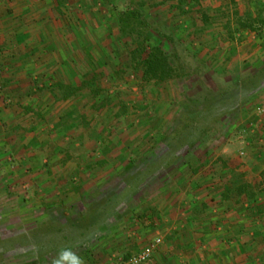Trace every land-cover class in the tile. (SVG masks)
Returning a JSON list of instances; mask_svg holds the SVG:
<instances>
[{
    "label": "rangeland",
    "instance_id": "1",
    "mask_svg": "<svg viewBox=\"0 0 264 264\" xmlns=\"http://www.w3.org/2000/svg\"><path fill=\"white\" fill-rule=\"evenodd\" d=\"M134 1L155 28L174 36L186 76L159 83L142 81L129 56L133 46L126 47L120 32L117 14L122 5L118 0H63L60 7L71 6L64 13L69 20L86 16L96 37L100 35L97 42L89 41L75 54L80 65L73 61L78 71V77H72L73 85L80 86L84 81L89 84L69 100L61 99L59 90L53 92L52 97L62 103L44 113L46 108L42 106L18 108L42 122L53 115L61 120L74 111L73 117L59 123L57 132L61 135L57 140H52L57 133L46 121L39 134L45 139L29 140L27 144L23 137L36 126L22 119L23 124L12 127V138L8 139L2 138L5 124L0 123V237L33 230L46 220L44 204L63 201L76 210L83 194L104 178L114 176L130 158L146 154L162 138L172 126L176 100L183 94L194 97L205 87L231 89L264 61V27L257 32L236 29L237 20L247 14L255 16L259 6L264 7V0H200L201 8L213 19L206 27L200 15L179 13L177 0ZM59 15L67 26V17ZM227 22L232 32L226 30ZM70 28L66 29L71 32ZM155 41L153 35L150 44ZM44 96L47 98V93ZM259 99L242 112L237 127L225 143L211 151L197 175L170 171L150 182L139 195L142 200L122 213L113 232L96 244L95 261L88 264H125L156 240L160 243L152 261L146 264H154L169 242L166 247L172 248L170 253L176 254L179 249L172 264L182 256L191 263L181 264H264V220L255 217L248 204L237 205V196L232 195V201L227 202L221 198L225 189L247 182L255 190L256 203L264 206V170L258 165L263 158L254 156L258 164L250 162L249 170H245L248 152L260 149L261 145L255 144L259 140L264 142V134L257 133L260 123L253 115ZM255 126L257 131L252 133L250 128ZM97 132L100 134L95 137ZM106 146L112 147L104 154ZM41 151L44 154H36ZM58 153L62 158L53 161ZM69 162L75 169L64 168ZM193 205L195 221L188 217ZM209 244L211 250L203 249ZM126 256L130 257L125 261ZM18 260L8 264L28 261L30 256Z\"/></svg>",
    "mask_w": 264,
    "mask_h": 264
},
{
    "label": "trees",
    "instance_id": "2",
    "mask_svg": "<svg viewBox=\"0 0 264 264\" xmlns=\"http://www.w3.org/2000/svg\"><path fill=\"white\" fill-rule=\"evenodd\" d=\"M118 1L122 5L117 14L120 32L126 47L133 46L129 56L134 67L141 72L142 81L159 83L183 79L186 74L174 36L155 28L134 0ZM62 2L57 0L58 5ZM200 4V0H177L176 8L183 15H200L203 27H206L213 19ZM225 25L226 30L232 32L230 22ZM236 25V29L261 30L264 27V7L259 6L255 16L247 14L238 19ZM153 35L156 41L151 45ZM88 84V81L80 86L59 82L56 87L60 98L69 100ZM263 92L264 61L258 69L239 78L231 89L205 87L194 97L183 94L176 100L172 126L162 138L146 154L130 158L114 176L104 178L91 192L83 194L76 210L75 206L63 201L44 204L42 209L46 220L33 230L0 237V264L24 256H30V260L17 264L93 263L96 244L113 232L122 213L142 200L139 195L147 185L170 171L197 175L207 156L227 141L242 112L252 107ZM74 113L68 112L60 123H65ZM99 134L97 132L95 137ZM110 150V146L103 148L104 154ZM232 195L238 197L237 205L248 204L251 213L264 220V206L256 203L251 184L241 182L225 189L222 201H232ZM201 206L206 208L205 204ZM195 208L193 205L188 211L191 221L196 220ZM129 257L126 256L125 261Z\"/></svg>",
    "mask_w": 264,
    "mask_h": 264
},
{
    "label": "crops",
    "instance_id": "3",
    "mask_svg": "<svg viewBox=\"0 0 264 264\" xmlns=\"http://www.w3.org/2000/svg\"><path fill=\"white\" fill-rule=\"evenodd\" d=\"M85 9L84 7L82 10ZM66 10L70 11L71 6L67 4L66 7H60L57 0H0V123L1 125L5 124V126L2 125V129L5 130L2 138L5 136L9 137L8 139L12 138L10 136L13 133L12 127L15 128L17 123L23 124L22 119L28 125L37 127V129L33 128L34 131L30 134L25 137L22 136L25 138L23 141L25 144L29 140L36 139L41 142L45 139L44 135H39L44 130L41 128L46 126L45 121L50 124L49 127L52 132L57 133L55 137H52L54 138L52 140H57L61 135L57 132L61 122L60 118H57L58 116L53 115L51 118L47 116L46 120L42 122L41 119L36 120L32 114H26L18 108L34 109L42 106L43 109L46 108L43 113L51 107L58 108L62 102L52 97L53 92H58L56 84L59 82L66 85L74 84L72 77H78V71L75 69L73 61L80 65L75 54L84 48V44L89 43V41H96L100 37V35L96 37V31L91 29L94 26H90L86 16L82 18L81 15L76 21L73 18L71 21L68 15H64ZM59 14H62L64 18L67 17V26L59 19L61 18ZM67 27H71L70 30L72 31L69 32ZM45 93H47V98L44 96ZM50 97L52 98L49 99V102L43 104ZM259 98V106L264 107V94ZM68 102L71 103V101ZM253 115L256 116V122H259L260 126L258 131L256 130L257 126L250 128L251 132L254 133L256 130L257 133L264 134V116H258L256 111ZM65 139L68 140L69 138L66 137ZM55 143L59 144L57 141ZM258 143L255 144L261 145L260 149H251V153L248 152V156L245 158L246 171L249 170L250 162L257 163L254 162V156L257 155L264 161V142L259 140ZM247 144L251 145L249 142ZM36 154L40 155L44 152L41 151ZM62 156L63 154H56L53 161L61 159ZM32 163L38 164L37 162ZM258 165L261 171L264 170V162H259ZM64 168L75 169V164L69 162ZM175 229L179 230V228ZM180 234L181 231L177 235ZM214 241L211 240L213 245H218ZM169 243H165L164 247L162 246L164 252L160 253L161 260H159L160 254H158L154 264H172L170 261L174 255L179 254V249L175 251L176 254L170 253L169 250L172 248L166 247H169ZM211 247L213 246L210 244L209 246L204 245L203 249L211 250ZM261 257H264L263 252H261ZM177 259L179 261L173 262V264L191 263L186 256ZM243 264H251V262Z\"/></svg>",
    "mask_w": 264,
    "mask_h": 264
},
{
    "label": "built area",
    "instance_id": "4",
    "mask_svg": "<svg viewBox=\"0 0 264 264\" xmlns=\"http://www.w3.org/2000/svg\"><path fill=\"white\" fill-rule=\"evenodd\" d=\"M258 116H264V107L258 106L256 108ZM242 156L246 155L241 153ZM160 243V240H156L154 243L147 245L145 248L140 250L137 254L133 255L125 264H146L150 263L153 259L156 247Z\"/></svg>",
    "mask_w": 264,
    "mask_h": 264
}]
</instances>
